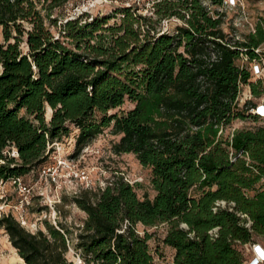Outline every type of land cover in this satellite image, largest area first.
Listing matches in <instances>:
<instances>
[{
    "label": "trees",
    "instance_id": "trees-1",
    "mask_svg": "<svg viewBox=\"0 0 264 264\" xmlns=\"http://www.w3.org/2000/svg\"><path fill=\"white\" fill-rule=\"evenodd\" d=\"M67 1L0 0V177L30 173L73 128L78 150L111 125L113 150L150 167L156 193L140 198L120 176L84 191L75 237L3 214L12 246L25 264H72L71 243L84 264H158L136 226L165 223L174 264H245L242 247L264 238V125L224 130L264 118L239 99L245 85L264 94V74L251 69L264 53L262 19L234 37L224 0H155L151 15L179 23L158 29L132 5L114 24L88 12L59 22ZM125 100L134 106L112 111Z\"/></svg>",
    "mask_w": 264,
    "mask_h": 264
},
{
    "label": "rangeland",
    "instance_id": "rangeland-1",
    "mask_svg": "<svg viewBox=\"0 0 264 264\" xmlns=\"http://www.w3.org/2000/svg\"><path fill=\"white\" fill-rule=\"evenodd\" d=\"M154 1L68 0L54 11V15L59 17L60 22L74 18L82 12H88L89 15H107V22L114 24L120 21L121 14L117 11L122 7L132 5L137 14L151 15L154 11ZM227 1L222 6V11L225 13L223 26L230 35L242 37L244 33L252 31L255 23L260 19L264 23V0ZM151 16L153 25H156L158 29H171L179 23V20L174 17L158 21L156 15ZM261 50L264 52V45ZM262 68H264V53L261 61L255 60L251 64L254 74H259ZM239 99L241 103L252 99L258 106L261 105L260 109L264 111L262 107L264 94L253 97L248 85L243 87ZM133 106V102L125 100L123 105L112 111H125ZM50 114L51 111L47 109V119ZM258 125H264V118L258 120L250 117L238 118L224 132L228 134L233 128H254ZM77 132L78 129L73 128L68 135H63L60 139L48 144V148H52L46 161L32 169L30 173L20 176V181L0 177V218L3 214H11L30 232L38 229L45 230V221L48 220L56 227H68L75 237L78 233L77 228L83 224L87 216L85 211L77 205L74 197L84 191L93 195L100 188L105 187L109 181L120 176L124 181L134 185L140 198L145 195L149 197L155 195L151 182V168L142 165L133 152L117 153L113 150V144L120 139L121 135L114 134L111 125L78 150L76 149ZM136 227L141 235L145 234V230L151 234L148 246L156 263L174 264L175 250L163 242L168 231L167 224L160 223L158 226L150 227L138 224ZM260 246L264 247L262 237H257V241L242 247L245 264L250 263L251 257ZM69 249L67 255L72 264H84L72 243ZM0 264H25L9 241L8 234L1 227Z\"/></svg>",
    "mask_w": 264,
    "mask_h": 264
},
{
    "label": "built area",
    "instance_id": "built-area-1",
    "mask_svg": "<svg viewBox=\"0 0 264 264\" xmlns=\"http://www.w3.org/2000/svg\"><path fill=\"white\" fill-rule=\"evenodd\" d=\"M230 1H233V0H230ZM227 2H228L227 0H224V3H227ZM261 73L264 74V68H262L260 70L259 74H257V75H260ZM260 106H258V104H257V106L254 108L253 112H258L257 109ZM262 107L264 108V104H263ZM260 113L264 115V111H263V113L262 112H260ZM13 153L15 154V150H13ZM14 180H19L20 181V177H15ZM249 264H264V247L260 246L258 251H255L254 255L250 259V263Z\"/></svg>",
    "mask_w": 264,
    "mask_h": 264
},
{
    "label": "bare ground",
    "instance_id": "bare-ground-1",
    "mask_svg": "<svg viewBox=\"0 0 264 264\" xmlns=\"http://www.w3.org/2000/svg\"><path fill=\"white\" fill-rule=\"evenodd\" d=\"M49 111H51V109H48ZM21 258V257H20ZM23 261H24V259L23 258H21Z\"/></svg>",
    "mask_w": 264,
    "mask_h": 264
}]
</instances>
